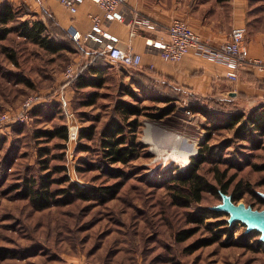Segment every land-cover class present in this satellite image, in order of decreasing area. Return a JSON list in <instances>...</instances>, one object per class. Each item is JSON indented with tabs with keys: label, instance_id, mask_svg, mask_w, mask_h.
<instances>
[{
	"label": "rangeland",
	"instance_id": "374dc122",
	"mask_svg": "<svg viewBox=\"0 0 264 264\" xmlns=\"http://www.w3.org/2000/svg\"><path fill=\"white\" fill-rule=\"evenodd\" d=\"M20 4L29 9L22 0L15 5ZM26 17L33 18L23 14L21 19ZM61 37L67 46L56 53L16 32L0 41V264H264L259 231L246 230L238 220L229 222V213L214 209L223 193L205 191L201 201L190 200L186 205L180 197L186 193L175 179L205 142L209 152L200 172L212 183L226 175L231 179L226 194L242 193L235 203L264 209V136H251L240 126L226 128L215 120L233 111L246 115L252 108L243 106L241 100L207 97L195 101L184 89L143 74L139 65L120 68L110 63L104 68L106 80L101 87L77 89L76 79L66 82L65 69L73 65L88 77V65H100L104 59L97 53L86 54L79 43ZM58 91L68 97L81 127L93 123L96 129L92 140H82L88 147L79 150L77 145L75 151L80 184L69 182L111 186L116 193L103 201L100 197L78 199L63 192L55 204L35 209L21 196L23 180L47 173L55 179L64 173L56 168L65 166L64 140L35 136L38 129L64 123L55 94ZM93 92L97 93L94 103L85 104ZM33 94L42 96L44 102L30 111L26 121L8 123L1 118ZM161 95L169 97L175 108L161 118L153 117L152 113L168 105L161 97L155 98ZM120 99L143 107L140 115L130 119L137 117V135L144 146L139 156L127 163L109 164L101 157L100 131L116 117L114 105ZM193 103L212 115L194 112ZM150 129L159 133L178 130L184 138L174 147H166L169 140L156 136L147 143ZM188 148L196 152L187 161H172L173 153ZM64 186L52 182L53 188ZM199 211H205L207 217L202 223L193 222L190 213ZM183 230L192 234L176 240V233Z\"/></svg>",
	"mask_w": 264,
	"mask_h": 264
},
{
	"label": "crops",
	"instance_id": "0c3cea01",
	"mask_svg": "<svg viewBox=\"0 0 264 264\" xmlns=\"http://www.w3.org/2000/svg\"><path fill=\"white\" fill-rule=\"evenodd\" d=\"M2 1L5 0H0ZM8 1L17 4L19 0ZM22 1L28 5L33 18L46 21V12L52 17L54 24L72 37L79 33L76 41L84 47L86 54L92 56L96 54V44L86 34L91 25L89 15L98 14L102 18L104 29L117 35L123 44H131L132 50L141 55L138 69L143 74L184 89L195 101L213 97L217 101L241 100L246 108L264 104V79L250 64L241 65L238 78L230 80L226 77V66L222 60L213 59L198 49H192L178 61L163 59L158 49L144 42L145 36L158 35L157 30L138 25V33L131 39L128 38L130 24L136 15L163 25L174 19H182L197 32L200 39L212 45L226 41L232 27L243 25L246 27L245 41L249 56L264 61V0H128L127 7L133 9V14L128 13L124 21L105 19L102 9L94 0H85L75 12H71L59 0ZM101 56L104 59L101 64L105 66L111 63L120 68H128ZM177 134L180 136L178 130L159 133L150 129L145 142H152L156 136L161 141L169 140L166 147H174L178 143L180 146L184 137L177 139Z\"/></svg>",
	"mask_w": 264,
	"mask_h": 264
},
{
	"label": "trees",
	"instance_id": "16d2710c",
	"mask_svg": "<svg viewBox=\"0 0 264 264\" xmlns=\"http://www.w3.org/2000/svg\"><path fill=\"white\" fill-rule=\"evenodd\" d=\"M23 14L32 16L31 11L25 9L23 4L15 5L8 0L0 2V41L7 38L11 32H16L20 37L39 45L51 53H56L66 48L67 43L63 37H61L62 35L67 36L71 42L78 43L66 31L54 24L52 17L48 13H44L47 17L46 21L31 17L21 19ZM58 30L61 35H59ZM11 56L13 55L11 54ZM103 67H105V65L102 64L88 65L90 75L84 77L79 74L76 77L75 87L77 89L87 86L101 87L106 80ZM127 92L132 98L136 97V94L133 93L131 89H127ZM96 94L97 93L93 92L90 98L85 101V104L94 103ZM157 97H161L168 105L161 111L152 113L151 116L161 118L174 110L175 105L169 102L171 100L169 97L161 95L155 98ZM37 106L38 105L32 109ZM190 107L194 112H201L206 116L212 115L207 109L200 107V105L196 103L191 104ZM142 112L143 107L138 103L121 99L116 101L114 105L116 117L110 119L106 126L100 131L99 143L101 147V157L104 162L109 164L116 162L127 163L139 156L140 148L144 146L137 135V129L140 123L137 117L132 119H130V117L133 115L138 116ZM215 120L222 123L226 128L240 126L245 130V133H249L251 136H264V104L253 107L246 115L243 111H233L223 117L215 118ZM95 134L96 129L93 123L82 126L79 133L78 149H86L88 146L82 143V140H92ZM35 136L45 138L46 140L54 138L65 140L67 137V129L64 123H60L51 128L38 129ZM57 146L61 147V144L59 143ZM208 152L209 148L205 145V142H202L198 147L197 154L191 157L186 167L175 176L176 184L182 187L186 193L185 195H180L181 198H184L186 205H188L190 200L196 202L201 201L202 193L205 191L217 190L220 193L228 192L231 179H227L226 175L216 177L215 183H212L200 172L201 164L206 160V153ZM42 162H45V159H42ZM43 166L47 168L45 164ZM56 168L60 172L64 170L63 175L58 178L51 179L50 173H47L41 175L39 178L30 176L23 180L20 191L21 196L28 199L35 209H44L55 204L58 200L57 196L63 194V192L65 194L70 193V196L78 199L89 200L100 197L103 201L112 198L116 193V189L111 186H82L71 183L66 175L65 166L60 165ZM79 168L80 167H78V169ZM53 181L65 184V186L53 188ZM241 194L240 191L234 196L230 195V197L233 201L238 200L241 198ZM260 200H263V198H260ZM206 217L205 211L192 212L189 216L193 222L197 223H202ZM191 234L192 231L183 230L176 233L175 239L181 241Z\"/></svg>",
	"mask_w": 264,
	"mask_h": 264
},
{
	"label": "built area",
	"instance_id": "2783aa9c",
	"mask_svg": "<svg viewBox=\"0 0 264 264\" xmlns=\"http://www.w3.org/2000/svg\"><path fill=\"white\" fill-rule=\"evenodd\" d=\"M71 12H75L85 0H59ZM103 11L104 18L109 21H124L125 16L133 14V9L127 7L128 0H94ZM91 25L86 37L96 44L94 49L97 54L104 55L125 66L140 65L141 55L132 50L129 43H124L120 38L102 27V18L98 14H90ZM138 25L159 31L155 37L145 36L147 45L158 49L163 59L178 61L192 49H198L201 53L217 60H222L226 66V77L230 80L238 78V70L241 65L250 64L264 79V61L249 56L245 41L246 27L234 26L231 28L226 41L219 45H212L200 39L197 32L184 20L174 19L169 24L163 25L149 18L136 15L130 24L128 38L136 35ZM73 38L79 39V33ZM96 55V54H95ZM65 80L70 82L76 79L79 71L75 66L69 65L65 71ZM61 104L64 115V124L67 129V137L64 140L65 172L71 182H78L76 162L78 160L75 151L79 142L81 123L78 116L69 107V99L62 91L55 93ZM44 99L38 94L25 98L20 107L12 114L3 113L1 118L8 123H20L30 117V111L36 105L42 104ZM184 110L190 114L186 106ZM196 152V151H195Z\"/></svg>",
	"mask_w": 264,
	"mask_h": 264
},
{
	"label": "water",
	"instance_id": "95a60500",
	"mask_svg": "<svg viewBox=\"0 0 264 264\" xmlns=\"http://www.w3.org/2000/svg\"><path fill=\"white\" fill-rule=\"evenodd\" d=\"M264 198V193H261ZM215 210L229 213L228 221L239 220L246 225V230L256 229L260 232V238L264 240V209L257 210L246 206L242 202L235 203L230 195L222 194V201L213 206Z\"/></svg>",
	"mask_w": 264,
	"mask_h": 264
},
{
	"label": "bare ground",
	"instance_id": "6f19581e",
	"mask_svg": "<svg viewBox=\"0 0 264 264\" xmlns=\"http://www.w3.org/2000/svg\"><path fill=\"white\" fill-rule=\"evenodd\" d=\"M154 130V129H153ZM162 131H164V130H162ZM155 132V131H154ZM171 133V132H170ZM169 132H168V134H170ZM167 134V135H168ZM164 135V134H163ZM167 135H166V137H167ZM171 135H172V133H171ZM178 135V134H177ZM170 136V135H169ZM179 136V135H178ZM184 137V136H183ZM180 138V136L179 137H177V139H179ZM175 139V138H174ZM174 141H176V140H174ZM179 142V141H178ZM183 142V141H182ZM176 143H177V141H176ZM179 147V146H178ZM178 150V149H177ZM195 149L194 148H191V149H181L179 152H177V153H173L172 155H171V159H172V161H174V162H178V161H180L181 159H183L184 161H187V159H188V156H190V155H194L195 153ZM169 153V152H168ZM159 154V153H158Z\"/></svg>",
	"mask_w": 264,
	"mask_h": 264
}]
</instances>
